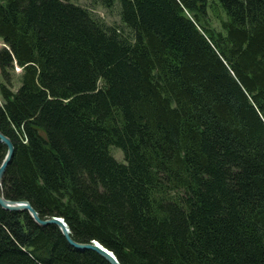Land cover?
Here are the masks:
<instances>
[{"label":"trees","instance_id":"obj_1","mask_svg":"<svg viewBox=\"0 0 264 264\" xmlns=\"http://www.w3.org/2000/svg\"><path fill=\"white\" fill-rule=\"evenodd\" d=\"M101 2L0 0L1 193L121 264H264V0ZM0 264L110 263L0 205Z\"/></svg>","mask_w":264,"mask_h":264},{"label":"water","instance_id":"obj_2","mask_svg":"<svg viewBox=\"0 0 264 264\" xmlns=\"http://www.w3.org/2000/svg\"><path fill=\"white\" fill-rule=\"evenodd\" d=\"M0 139L7 145V148H8L6 156L0 165V205L7 210H14V211L27 210L30 213V215L33 217V219L41 225L54 223L61 229L66 239L75 247L80 248V249L94 250L97 253H99L102 257H104L110 264H121V262L119 261L115 253L112 250L105 247L99 241L95 240L91 243H80V242L75 241L71 236L70 227L63 217L55 216V217L43 219L42 217L39 216V213L33 207L30 201L9 199V198H6L1 193V186L3 182L4 174H5L7 165L10 162L11 157L14 152V144L11 138L5 135L3 132H1V130H0Z\"/></svg>","mask_w":264,"mask_h":264},{"label":"rangeland","instance_id":"obj_3","mask_svg":"<svg viewBox=\"0 0 264 264\" xmlns=\"http://www.w3.org/2000/svg\"><path fill=\"white\" fill-rule=\"evenodd\" d=\"M70 1L91 9L96 15L101 17L108 24H117V25L121 24L122 25L120 6L118 3H116L112 7H106L105 5L102 4L101 0H70ZM208 1L212 3V0H208ZM217 10L221 17L223 18L226 17L219 7L217 8ZM208 11H209V16L211 18L212 25L216 27L217 29H220L221 23H220L219 17L211 8ZM3 46H6V44L4 43L3 39L0 37V48H2ZM21 75H22L21 67L17 65L15 67V70L13 71V89L14 90H17L19 86L21 85ZM2 81H3V77H2L1 69H0V83ZM1 99H2V96L0 94V100ZM111 150L114 156L118 160L125 161L124 152L120 148L116 146H112Z\"/></svg>","mask_w":264,"mask_h":264},{"label":"bare ground","instance_id":"obj_4","mask_svg":"<svg viewBox=\"0 0 264 264\" xmlns=\"http://www.w3.org/2000/svg\"><path fill=\"white\" fill-rule=\"evenodd\" d=\"M15 148V147H14ZM17 200V199H16ZM19 200V199H18ZM54 217V216H53ZM93 241H95V240H93ZM93 241H91V242H93ZM98 241V240H97Z\"/></svg>","mask_w":264,"mask_h":264}]
</instances>
